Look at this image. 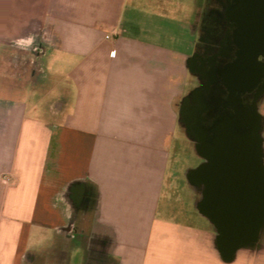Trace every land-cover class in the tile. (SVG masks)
<instances>
[{"label":"crops","instance_id":"crops-1","mask_svg":"<svg viewBox=\"0 0 264 264\" xmlns=\"http://www.w3.org/2000/svg\"><path fill=\"white\" fill-rule=\"evenodd\" d=\"M178 1L0 0V264H264V222L220 250L202 160L172 214L177 127L202 158L179 102L204 0Z\"/></svg>","mask_w":264,"mask_h":264},{"label":"flooded vegetation","instance_id":"flooded-vegetation-1","mask_svg":"<svg viewBox=\"0 0 264 264\" xmlns=\"http://www.w3.org/2000/svg\"><path fill=\"white\" fill-rule=\"evenodd\" d=\"M210 2L199 15L200 38L188 61L196 84L180 99L181 117L201 155L236 146L258 166L264 164V0Z\"/></svg>","mask_w":264,"mask_h":264},{"label":"water","instance_id":"water-1","mask_svg":"<svg viewBox=\"0 0 264 264\" xmlns=\"http://www.w3.org/2000/svg\"><path fill=\"white\" fill-rule=\"evenodd\" d=\"M256 132L253 135L258 137ZM202 155L209 161L193 172L205 184L202 208L220 226V250L231 258L238 246L256 239L264 222V164L257 166L256 158L236 146L211 149Z\"/></svg>","mask_w":264,"mask_h":264},{"label":"rangeland","instance_id":"rangeland-1","mask_svg":"<svg viewBox=\"0 0 264 264\" xmlns=\"http://www.w3.org/2000/svg\"><path fill=\"white\" fill-rule=\"evenodd\" d=\"M210 1L212 0L203 1L204 10L205 9L207 10L208 8L211 9L213 5L210 4L211 3ZM178 2H179L178 6L180 8L177 10L172 9L170 14L172 16H175L179 21L187 22V17H189V14L193 11V6L195 3L193 2V0H179ZM171 4L172 6L175 7V5H173V1ZM172 35L174 36V33H172ZM199 36H200L199 33H197V39L200 38ZM195 84H196V79L193 75L191 79H189L188 81L187 91L193 89ZM261 109L264 115V100ZM179 129L180 128L178 127L176 129L175 139L173 141V146L171 151L169 176L165 184L166 187L169 186V188L173 193L169 197L170 198L169 202L173 204L175 209L174 211H172V214L174 213L176 214L179 209L181 210L183 209L184 206H188L190 204V199L192 198L190 194H187L184 191V187L186 185L185 170L188 169L189 167L198 165L202 160V158L197 153H195L193 145L186 138H184V135H182V133L180 134ZM262 133L264 139V128Z\"/></svg>","mask_w":264,"mask_h":264},{"label":"built area","instance_id":"built-area-1","mask_svg":"<svg viewBox=\"0 0 264 264\" xmlns=\"http://www.w3.org/2000/svg\"><path fill=\"white\" fill-rule=\"evenodd\" d=\"M118 34H119L118 31L108 32L106 34V39H108V40H114V39L117 38Z\"/></svg>","mask_w":264,"mask_h":264}]
</instances>
